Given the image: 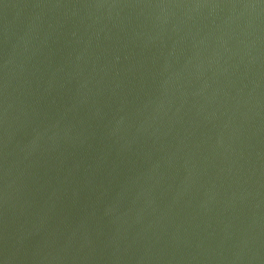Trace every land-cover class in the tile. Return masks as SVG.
Returning <instances> with one entry per match:
<instances>
[{"label": "water", "instance_id": "water-1", "mask_svg": "<svg viewBox=\"0 0 264 264\" xmlns=\"http://www.w3.org/2000/svg\"><path fill=\"white\" fill-rule=\"evenodd\" d=\"M0 264H264V0H0Z\"/></svg>", "mask_w": 264, "mask_h": 264}]
</instances>
